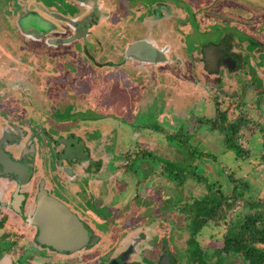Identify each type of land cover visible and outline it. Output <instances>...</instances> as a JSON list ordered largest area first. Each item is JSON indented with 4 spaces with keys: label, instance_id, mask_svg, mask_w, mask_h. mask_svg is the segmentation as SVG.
<instances>
[{
    "label": "rangeland",
    "instance_id": "374dc122",
    "mask_svg": "<svg viewBox=\"0 0 264 264\" xmlns=\"http://www.w3.org/2000/svg\"><path fill=\"white\" fill-rule=\"evenodd\" d=\"M36 1H42L44 5H47L44 8L50 11L54 8L59 10V7L61 10L67 9L71 14L75 12V9H79L75 5L69 6L68 0H61L64 8L60 7L61 3L57 5L60 0ZM105 1L106 4H104ZM201 1L88 0L91 4L96 2L108 6L92 10L102 21L89 34L90 38L86 46L83 44L85 46L83 48L80 45L81 42L75 41L74 45L60 46L59 50H56L48 44L55 39L53 33L48 36L36 35L35 38H29L15 24L18 15H21L25 7L26 9L36 8L39 11H42V7L37 8L31 3L34 2L33 0H0V31L2 32L0 35V84L8 86L9 92L11 91L9 110L20 115L21 113L17 111L21 106L19 103L26 105L25 102L29 99L31 104H27L28 107L30 106L34 114H40L39 108L43 107L44 102L41 101L39 104L36 102L39 98L42 99L41 93L47 88L46 95L52 94L50 98L55 101V106H59L58 111L52 114L53 116L62 113L67 117L72 110L73 116L79 119L75 121L86 125L83 126L84 130L86 127L88 131L95 127L98 128L100 136L96 140H92L93 138L89 140L94 145L93 149L100 147V149L104 148L105 152L98 153L96 160L101 159L98 167L101 170L95 173L91 169L93 176L96 177L90 178V181L106 183V186L110 188L107 191L109 194L112 193L110 195L113 198L108 204L99 206L100 208L90 204L82 208L73 207L80 213L87 207L92 208L91 210L95 213L106 214L105 218L108 222L98 224L100 228L103 225H110L115 217L122 216V225L116 223L117 229L122 232V239H125L127 244L128 241L131 242L142 235L143 246L140 245L139 249H136L133 242L129 245L132 252H137L135 256L147 264H154V261L146 259V254H151L152 246L158 253L159 259L166 251L172 258L170 264L186 263L189 256V251L186 249L189 231L186 224H183L184 215L178 207L185 201H189L190 197L207 193L206 185L212 180H217L222 187H226V176L221 169L233 171L235 176L241 179L239 188L246 191L244 199L250 192L253 198L262 197L264 199V69L261 70L262 72L257 70V68H264V52H261L264 50L263 30L260 26L242 25L240 27L238 42L249 43L247 50H250L248 53L254 56V63L248 56L247 50L240 51L236 54L239 64L233 74V71L224 72L225 76L222 79H220L222 71H219L215 77L207 76L200 66L199 47L202 48L204 43L211 42L207 38H218L220 32L225 34L223 29L226 30L228 26L220 16L218 20L212 22L206 18L200 20V14L204 10V3H200ZM139 7L141 13L138 15L139 19L123 17L128 15V12H134L135 16V10ZM81 9H84V6H81ZM173 9L175 12H172ZM196 9L197 11L194 12ZM108 10L110 12L104 20L103 16ZM182 10L188 12L184 25L182 24L184 21ZM46 12L42 15L48 17L47 19L51 21L50 24L54 28L56 20L52 19L49 14H45ZM86 12L82 14L84 18L88 17L87 14L96 16L90 13V9ZM58 23L63 25L65 22ZM78 24L82 27L80 23ZM46 31L47 29L44 32ZM141 37L155 42L158 48L163 50L158 63L152 65L138 63L131 54L129 55L132 60L126 59L125 46L127 43H134L135 39ZM5 41L13 47L15 45L14 55L7 48L9 56L12 55L10 59H5L4 56L6 54L3 47ZM17 60H24L27 63L24 69L31 65L28 73L22 72L31 76L25 77L16 72L14 64ZM104 61L105 64H103ZM98 64L103 65L98 66ZM249 64L257 68L253 71ZM219 88L226 93L223 95L219 93ZM257 92L262 94L257 96ZM242 93H245L244 96ZM241 95L242 97H239ZM217 96L219 102L221 98L225 99L226 102L220 106L225 107L227 116H233L236 113L234 106L236 101L242 98L246 102V110L250 118L261 122L260 127L251 124L254 130L251 138L249 136L252 135V131L242 129L239 142L247 153L249 149L250 153L247 157L241 155L236 158L233 150L223 145L222 137L217 131L196 125L195 119L199 115L214 114L213 98ZM0 99L2 100L1 95ZM257 99H259V107L256 104ZM60 106L65 109L61 110ZM6 112L7 110L0 107V115L5 117L7 122L9 121L10 126L12 122ZM53 116L46 117V121L52 122ZM71 116L72 114L69 117ZM79 117L85 118L83 123ZM179 127H182L186 139L190 137V143L196 146L198 151L216 155L215 161L210 158L193 159L191 163L199 165L197 170H201L200 176L202 177L197 179L194 174L190 173L181 186L174 177L175 173L172 170L163 171L164 162L159 161V158L171 162L186 159L183 161L185 163L189 158L186 150L181 149L180 143L166 137V134L173 135ZM53 128L58 127L53 125ZM84 133L87 132L84 131ZM10 138L15 139L13 136ZM45 141H47V136L37 137L36 146L37 150L45 151L47 156V153L51 152L52 144L50 141L49 143ZM139 147L150 150L153 157H138L134 161L126 155L127 152L132 155ZM35 156L38 158V153ZM52 160V156H47L43 163L47 169L39 167L40 172L49 170L48 168L53 164ZM53 166L54 169L59 170L55 157ZM51 171L47 173L50 174ZM106 171L108 174L105 173ZM246 182L250 190L244 187ZM53 190L55 193L59 191ZM180 192L182 194L180 204L173 205L175 196ZM82 200V194L78 192L76 199L72 201L76 203ZM246 211L247 209H242L240 212L245 213ZM228 216L234 217L235 213L232 212ZM92 220L90 219L91 223ZM126 227L130 232L124 234ZM27 229L32 230V228ZM219 229L220 227H203L201 231H198L196 241L208 250L220 247ZM118 230H115L116 235H119ZM8 234L16 245L8 248L10 250L8 258H14L13 260L16 258V261H13L16 262L15 264L43 262L41 253L35 251L37 247L30 246L25 249V246L29 244L21 237V231H17L15 227H9L4 234L0 233V238L5 239ZM123 234L126 237H123ZM115 242L116 238L111 241V237L108 236V239L102 242V246H113ZM0 244H4V241H0ZM129 252L125 247L122 258L125 256L128 259ZM45 253L47 251L43 249L42 254ZM47 255L48 264L65 263L63 259L55 258V253L49 254L48 252ZM103 256L107 255L100 254V260ZM215 259L217 258L213 256L211 261ZM0 264H7V262ZM220 264H244V261L239 257L227 255Z\"/></svg>",
    "mask_w": 264,
    "mask_h": 264
},
{
    "label": "flooded vegetation",
    "instance_id": "af4514ba",
    "mask_svg": "<svg viewBox=\"0 0 264 264\" xmlns=\"http://www.w3.org/2000/svg\"><path fill=\"white\" fill-rule=\"evenodd\" d=\"M68 1L69 6L75 5V7L77 6L79 9H75V12L71 14L68 13L67 9L61 10L58 7L59 3H61L60 7L64 8V6L60 0L57 3V7L59 10L54 8L52 9L53 11L49 10L47 11L49 13H47L46 8L39 5L40 3L36 4L34 2H31L37 8L42 7V9L40 8L42 11H39L36 8L26 9L27 7H25L21 15H18L15 24L19 27L18 29L20 31L23 30V32H25V34H27V37L29 38H35L36 35L40 37L42 35L48 36V34L53 33L55 35L54 38L57 41L56 43H53L55 42L53 39L51 42L52 44H55V46L60 47L61 45H66L64 41L68 42V45H74L75 41H79L81 42L80 45H82V47L84 48L90 38L89 34L94 30L95 26L99 25V23L102 21L100 20L99 16L96 15V13H94L92 10L94 8L102 9L108 5H104L106 4V1L104 2V4H98L96 2L91 4L88 2V0ZM37 2L42 3V1ZM200 3H204V10L203 12H201L199 17L200 20L206 18L212 22L213 20H218V17L220 16V18L228 26L226 30L223 29L225 34L220 32L218 38L209 37L207 39H209L211 42L204 43V46L202 48L201 46L199 47V61L202 72L207 76L215 77L218 72L221 71V69L230 70L233 67L237 66L239 64V59L236 57V54H239L238 52L240 51L247 50V46L249 44L248 42H238V36L241 32L240 27L242 25H251L253 27L260 26L261 30H263L264 35V0H222L215 2H213L212 0H208L207 2L202 0ZM42 4L44 5V3ZM81 6H84V9H81ZM88 9H90L91 14L96 16L93 17L90 14H87L88 17L84 18L82 14H86V11ZM196 11L197 9L194 12ZM44 12H46L45 14H49L52 19L54 18L56 20V25L54 26V28H52V24H50L51 21L49 22V20L47 19L48 17L42 15V13ZM109 12L110 11L108 10V12L103 16L104 20ZM172 12H175L174 9L172 10ZM138 15L139 14L135 13L134 16V13L128 12V15H124L123 17H132L134 19H139L140 16ZM182 16L184 17V21H182V24L184 25L186 24V19L188 17L187 10H185V12L184 10H182ZM149 18L150 16L147 18V20ZM84 19H86V21H84ZM61 21L65 23L63 25L59 24L58 22ZM238 22L241 24H239ZM78 23H80L82 27H79L80 25ZM58 24L60 25L59 28ZM24 29H26L27 31H25ZM46 29L47 31L44 32ZM0 34H2L1 31ZM138 40H143L145 42V47L138 48L135 52L131 53L132 58H134V60L138 63H146L149 65H151L152 63L156 64L159 61L163 50L161 48H158L156 43L153 41L141 37L139 39H135V42ZM83 44L85 46H83ZM131 44L133 43H128L125 46L126 59L129 60L132 59L129 53H127L126 51ZM58 49L59 48H57L56 50ZM74 50H76V47H74ZM248 51L250 50H247V53ZM261 52H264V50H261ZM248 56L251 58L252 63H254V56L251 53H248ZM231 60L233 61L232 66L229 65L231 63ZM103 64H105V61L103 62ZM103 64H98V66H102ZM249 67L250 69H253V71L255 70V68H257L250 64ZM236 69L237 68H235V70ZM263 69V67H261L260 69L257 68L258 71H261ZM234 71L232 72V74L234 73ZM224 76L225 74H221L220 79H222V77ZM7 87L8 86L4 84H0V95L2 96V100L0 99V107L7 110L6 113L9 114V120H19L21 119L20 116L22 115V111L18 109L17 111L21 113L20 115H18L16 114V112H13V110H9L10 101L9 99L4 100L3 98L6 96L3 89ZM61 108V110L65 109V107ZM68 113H70V111H68ZM71 114L72 116L69 117ZM70 115L65 117L62 113H58V115L53 116L52 122H48L43 119L38 120L35 118L36 121H33L31 119V129H34L32 134L30 133L27 137L25 135V138H17L14 140L17 145V147L13 145L16 148L15 152L17 151L16 156H14L13 147L11 148L0 143V151L4 152L10 161L18 163L20 169L24 171L23 180L20 182V180H18V177L13 172H11V170H9L12 169L11 164L7 165V163L4 164L0 162V209H2L0 213V233L4 234L5 232H7V229H9V227H15L17 231H21V237L26 239L28 242L27 244H29L25 246V249L30 248V246L34 248L37 247L35 251L37 250L41 253L40 255L43 258V262H33L35 264H48V252L49 254L55 253V258H60L61 260L63 259V261L65 262L64 264H147L140 261V258L138 259V257L135 256L137 255V252H132L129 245L133 242L136 249H139L140 245L143 246L142 235L140 238L133 239L131 240V242L128 241L126 244V241H124L125 239H122V232H120L118 229H115L117 225L116 223L122 220V216L115 215L119 218L115 217L110 225L108 224V229H106L108 225H103L104 229H102L97 225L100 223L103 224L105 222H108L106 221L103 212L95 213L93 210H91L92 208L86 207L83 209V211H81L82 213H80L79 210H76L73 207L78 206L79 208H82L83 206L89 204L96 205V207H102V204H105V196L109 194L107 189L110 188L106 186L107 184L103 181H90V178L96 177L92 176L91 169H97L96 157L98 156V153L103 154L105 152L104 148L100 149L99 147L93 149L94 145H92V142L89 140L91 138H93L92 140H96L97 137L100 136L98 128L95 127L92 130L88 131L86 127L84 130L83 126L86 125L78 124L75 121L76 119L77 121H79V119L73 116L72 110ZM4 119L6 121L5 117ZM81 119L82 120L80 121L81 123H83V119L85 118ZM12 124L14 123L12 122ZM53 125H57L58 128H53ZM84 131H86L87 133L85 134ZM8 132L9 130L4 132V135ZM15 136L17 135H14L13 137ZM41 136H47V141L45 142L49 143L50 141V143L52 144L50 149L51 152H49V154L47 153V156L53 157V164L55 157V160L58 161L57 169L59 170L54 169V166L52 164L48 168L49 170L40 172V169H47L44 166L42 167L43 163L47 159L46 153L41 149L37 150L36 146V138ZM10 137L8 138V140L10 139L11 141H13ZM19 140L21 141L19 142ZM22 140L27 143V145H25L24 147H21ZM26 149H29V151ZM37 152L39 156L38 158L35 156ZM42 155L44 156L41 157ZM34 163H38L39 165L35 166ZM6 169H8V171H6ZM47 171H51L50 174H48ZM96 171L98 172L100 170L98 169ZM40 188L44 189L48 194L53 195L62 204L66 205L70 209V211L72 213H75L78 219L82 221V223L88 228V241L85 245L73 251H60L57 249H53L49 245L41 244L38 240H36V227L33 224L29 223L27 221V218L34 211L36 194ZM53 189H57L59 191L55 193ZM78 192L82 194L83 200L81 202L74 203L72 200L76 199ZM67 200L70 202L67 203ZM90 219H93L92 223L90 222ZM27 228H32V230H29ZM126 229L127 230L124 231V234L130 232L127 227ZM115 230H118L117 232L119 233V235L115 234ZM124 234L123 237H126V235ZM108 236L111 237V241L116 238V244L113 246L104 247L102 246V242L104 240H107ZM0 241H4V244L0 245V247H4V253L2 257H5V255H8L10 251L8 248H13V246L15 245V241L9 234L5 239L0 238ZM143 243L146 244L145 242ZM109 247L112 248L109 249ZM125 247L128 251H130L128 259L125 256L124 258H122V252ZM43 249L46 250L47 253L42 254ZM150 250L151 254H146V259L148 258V260L154 261V264H170V261L172 259L170 253L165 251L162 255V258L159 259V255L155 251L154 246H152ZM100 254H105L107 256H103L100 260Z\"/></svg>",
    "mask_w": 264,
    "mask_h": 264
},
{
    "label": "trees",
    "instance_id": "16d2710c",
    "mask_svg": "<svg viewBox=\"0 0 264 264\" xmlns=\"http://www.w3.org/2000/svg\"><path fill=\"white\" fill-rule=\"evenodd\" d=\"M33 1L36 4L40 3L39 5L43 7H47V5L44 6L41 2ZM219 90V93L222 95L226 93L221 88ZM233 92L236 94L234 90ZM244 94L242 93L243 96ZM261 94L257 92L256 95L260 96ZM242 95L239 97H242ZM217 99L219 100L218 96L213 98L215 104L214 114L199 115L195 119L196 125L206 126L212 131H217L222 137L223 145L233 150L236 158H239L241 155H243L242 157H247V154L250 153L249 149H247V153L246 149L239 142V139L242 137V129L251 130L252 135L249 136L251 138L254 132L251 124L260 127L261 125L259 124L261 122L257 120L253 121L250 118L246 110V102L242 98H239L238 102L236 101V105L234 106L236 113L233 116H227L225 107L220 106L226 102L224 101L225 99L221 98L220 102ZM256 104L259 107V99H257ZM166 137L180 143L181 149L186 150L189 156L185 163L183 161L186 159L171 162L167 159L159 158L160 163L164 162L162 164L163 171L172 170L180 186L190 176V173L194 174L197 179L202 177L200 176L201 170H197L199 165L191 163L193 159L199 158L203 160L210 158L213 161L216 160V155L213 153L198 151L196 146H192L190 137H187V139L184 137L182 127H179L173 135L166 134ZM126 155L134 161L138 157H153L150 150L147 151L141 147L134 151L132 155L129 152ZM99 164V161H97V169ZM226 170L221 169L226 176V187H222L217 180H212L206 185L208 189L207 193L190 197L189 201H185L178 207V210L184 215L182 217L183 224H186L189 231V237L186 240V249L189 251V256L185 264H220L225 260L227 255L239 257L244 261V264H264V199L262 197L253 198L251 192L244 199L246 191L244 192V189L240 190L239 188L241 179L236 177L233 171ZM244 187L250 190L247 182L244 183ZM181 198L182 194L180 192V194L175 196V203L173 205L180 204ZM240 202L242 203L240 204ZM242 209H247V211L245 213L240 212ZM232 212L235 213V216H228ZM203 227H220V247H215L212 250L201 247L198 241H196V236L198 231H201ZM213 256L217 259L211 261Z\"/></svg>",
    "mask_w": 264,
    "mask_h": 264
},
{
    "label": "water",
    "instance_id": "95a60500",
    "mask_svg": "<svg viewBox=\"0 0 264 264\" xmlns=\"http://www.w3.org/2000/svg\"><path fill=\"white\" fill-rule=\"evenodd\" d=\"M144 47L145 42L138 40L131 44L126 52L131 54L136 49ZM229 65H233L232 60ZM0 162L7 163V165L11 164L12 169L9 170L18 177L20 182L23 180L24 171L20 169L18 163L10 161L4 152L0 153ZM27 221L36 227V240L41 244L51 246L53 249L73 251L88 241V228L78 219L76 214L42 188L36 194L35 208Z\"/></svg>",
    "mask_w": 264,
    "mask_h": 264
},
{
    "label": "crops",
    "instance_id": "0c3cea01",
    "mask_svg": "<svg viewBox=\"0 0 264 264\" xmlns=\"http://www.w3.org/2000/svg\"><path fill=\"white\" fill-rule=\"evenodd\" d=\"M140 7L139 8H137L136 10H135V13H137V14H141L140 13ZM46 11H48L47 9H46ZM147 12V11H146ZM134 13V12H133ZM1 35V34H0ZM60 36H62V35H60ZM1 38V37H0ZM54 41L55 42H53V43H56V39H54ZM62 41V40H61ZM0 42H1V40H0ZM64 43L67 45V46H69L68 45V42H65L64 41ZM6 44H7V47H6ZM49 45H51L53 48L54 47H56V49L59 47V46H55V44H52V42H49L48 43ZM128 44V43H127ZM66 45H61V47H65ZM2 46V45H1ZM3 47L5 48V50H6V54L4 55L5 56V59H10V57L12 56V55H10L9 56V53H8V50H7V48H9V52L10 53H14L15 54V52H14V48H15V45H14V47H13V45H11L8 41H5L4 43H3ZM59 50V49H58ZM4 53V52H3ZM17 53V52H16ZM13 54V55H14ZM8 56H9V58H8ZM152 64H155V63H152ZM151 64V65H152ZM15 70H16V72H18L20 75H22V76H25V77H29V76H31L30 74H27V75H25L24 73H22V72H29L30 71V69H29V67H31V65L28 67V68H26V69H24L26 66H27V63L24 61V60H17L16 62H15ZM235 68H237L236 66H235ZM235 68H232V69H230V70H222L221 69V71H222V74H224V72H229V71H234L235 70ZM5 83H7V82H5ZM44 86V85H43ZM4 90V92H5V94H6V96L4 97V100H7V99H9V101L11 100V91L9 92V88L7 87V88H5V89H3ZM48 91H50V90H48ZM46 92H47V88L45 89V90H43L42 91V93H41V95H42V99H38V101L36 102V104H39L41 101H43L44 102V105H43V107H38L39 108V111H40V114H34L33 113V111L31 110V108H29L28 107V105H30L31 104V102H30V100L29 99H27L28 101L27 102H25V104L26 105H22L21 103H19L21 106H20V110L22 111L21 113H22V115L20 116L21 117V119H19V120H11V122H13L14 124H12V125H10V128H9V124L10 123H8L7 121H5V119H4V117L3 116H0V143L2 144V145H5V146H9V147H13L14 148V156H16V153H15V150H16V148L13 146V145H15L16 147H17V145H16V143H15V139H17V138H23L25 135H26V137L27 136H29V134L31 133L32 134V132L34 131V129H31V125H32V118L34 119L33 121H36L35 120V118L36 119H38V120H47V118H50L51 116H53L52 114H54V113H56V111L58 110V107L57 106H55V101L53 100V98L51 99L50 98V96L52 95V94H47L46 95ZM8 96V97H7ZM28 104V105H27ZM70 104V103H69ZM63 106V105H62ZM68 106V105H67ZM56 107H57V109H56ZM61 107V106H60ZM53 111H55V112H53ZM25 112H27V114H25ZM51 113V114H50ZM34 115H35V118H34ZM47 117V118H46ZM55 117H57V116H55ZM30 119V120H29ZM7 126V127H6ZM7 130H9V132L7 133V134H5L4 135V132H6ZM14 135H17V136H15V139H13V141H11L10 139L8 140V138L10 137V136H14ZM25 138V137H24ZM21 140H19V142H20ZM23 140H22V143H21V147H24L25 145H27V143H25L24 142V145H23ZM23 145V146H22ZM33 147V146H32ZM29 149H31V148H29ZM29 149H26V150H28L29 151ZM38 153V152H37ZM97 161H99V163L101 162V159H98ZM35 164V166L36 165H39L38 163L36 164V163H34ZM100 165V164H99ZM43 166V165H42ZM94 170V172L96 173L97 171L96 170H98V169H93ZM99 170H101V169H99ZM110 170V169H109ZM111 172V171H110ZM109 172V173H110ZM92 173V172H91ZM105 173H107L108 174V171H106ZM104 173V174H105ZM94 175V173L92 174V176ZM104 176H106V175H104ZM111 194V193H110ZM110 194H108V195H106L105 197V205L106 204H108L109 203V200L111 199V201H112V196L110 195ZM108 206V205H107ZM113 207H115L114 205H112ZM1 211H2V209H0V213H1ZM111 212V211H110ZM103 215H105L106 216V214H104L103 213ZM119 224H121L122 225V220L121 221H119L118 222ZM108 227H109V225L107 226V228L106 229H108ZM118 228V226H116L115 227V229H117ZM102 229H104V226H102ZM115 244H116V242H115ZM1 245V244H0ZM1 249H0V263L2 262V263H6L7 262V264L9 263V264H15L16 262H13V261H16V258H15V260H13L11 257H9L8 258V255H5V257H2V255H3V253H4V247H0ZM6 250V249H5ZM22 255V254H21ZM20 258V257H19ZM19 258H17V259H19ZM9 259H12V260H9ZM9 260V261H8ZM19 261H17V263H18ZM18 264H21L20 262L18 263Z\"/></svg>",
    "mask_w": 264,
    "mask_h": 264
}]
</instances>
